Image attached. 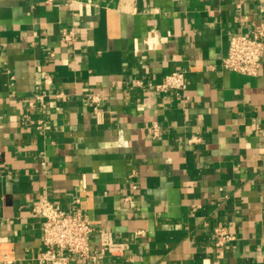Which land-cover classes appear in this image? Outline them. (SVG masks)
<instances>
[{
  "label": "crops",
  "instance_id": "crops-1",
  "mask_svg": "<svg viewBox=\"0 0 264 264\" xmlns=\"http://www.w3.org/2000/svg\"><path fill=\"white\" fill-rule=\"evenodd\" d=\"M260 24L264 0H0V264H39L42 194L123 245L77 264H264V55L221 66Z\"/></svg>",
  "mask_w": 264,
  "mask_h": 264
},
{
  "label": "built area",
  "instance_id": "built-area-1",
  "mask_svg": "<svg viewBox=\"0 0 264 264\" xmlns=\"http://www.w3.org/2000/svg\"><path fill=\"white\" fill-rule=\"evenodd\" d=\"M62 38L66 42H73L76 36L73 32H69L64 33ZM263 55L264 24H260L253 29L250 35L235 34L230 38L227 55L223 58L221 66L224 70L256 76L260 72ZM150 86L163 92L174 90L179 93L187 87L186 73L176 71L167 74L161 83ZM35 99L41 105L43 104L42 95H38ZM31 105H35V102L32 101ZM38 127L42 128V125ZM153 129V136L157 137L158 126L154 124ZM137 188L138 184L133 183L132 189ZM132 199V196L125 198L126 201ZM79 202L80 199L76 197L71 211L63 209L47 194L40 195L33 203L31 207L33 215L41 219L43 227L44 249L37 258L39 264H77L79 260L97 261L107 252H116L123 246L114 243L110 233L102 231L101 252L92 251L91 239L96 230L90 218L82 213ZM216 233L220 238V245L233 238L224 227H218Z\"/></svg>",
  "mask_w": 264,
  "mask_h": 264
}]
</instances>
